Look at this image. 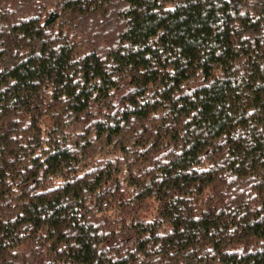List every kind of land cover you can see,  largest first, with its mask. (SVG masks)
<instances>
[{
	"label": "trees",
	"instance_id": "trees-1",
	"mask_svg": "<svg viewBox=\"0 0 264 264\" xmlns=\"http://www.w3.org/2000/svg\"><path fill=\"white\" fill-rule=\"evenodd\" d=\"M0 264H264V0H0Z\"/></svg>",
	"mask_w": 264,
	"mask_h": 264
}]
</instances>
